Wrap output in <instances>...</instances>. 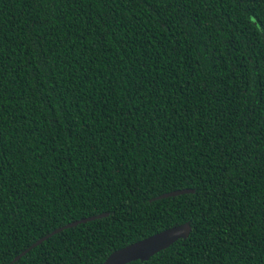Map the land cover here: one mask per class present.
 <instances>
[{
    "label": "trees",
    "instance_id": "trees-1",
    "mask_svg": "<svg viewBox=\"0 0 264 264\" xmlns=\"http://www.w3.org/2000/svg\"><path fill=\"white\" fill-rule=\"evenodd\" d=\"M102 213L14 264H264V0H0V264Z\"/></svg>",
    "mask_w": 264,
    "mask_h": 264
},
{
    "label": "water",
    "instance_id": "water-1",
    "mask_svg": "<svg viewBox=\"0 0 264 264\" xmlns=\"http://www.w3.org/2000/svg\"><path fill=\"white\" fill-rule=\"evenodd\" d=\"M191 193H193L192 189H188V188L179 189V190L163 193L155 197L153 200H160L164 198L176 197L179 195L191 194ZM107 215L108 213H102L99 215L76 220L62 227H59L53 230L52 232L48 233L47 235L41 237L34 243H32L28 248L21 251L7 264H14L21 257L27 254L31 249L35 248L36 246L40 245L48 238L52 237L53 235L65 229L72 228L77 225L84 224L97 219H101L106 217ZM190 232H191V226L189 222H185L183 224L170 227L168 229L157 232L153 235L145 237L141 240H138L134 243H131L129 245H126L120 249L111 252L101 264H128L133 261H140V262L148 261L152 256H154L155 254H157L162 250H165L176 241L185 240L189 236Z\"/></svg>",
    "mask_w": 264,
    "mask_h": 264
}]
</instances>
